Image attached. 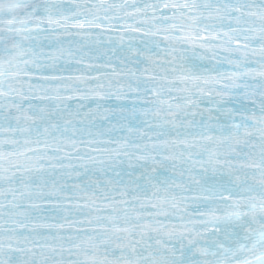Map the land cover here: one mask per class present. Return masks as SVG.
<instances>
[{
    "label": "snow or ice",
    "instance_id": "6c2138e0",
    "mask_svg": "<svg viewBox=\"0 0 264 264\" xmlns=\"http://www.w3.org/2000/svg\"><path fill=\"white\" fill-rule=\"evenodd\" d=\"M0 264H264V0H0Z\"/></svg>",
    "mask_w": 264,
    "mask_h": 264
}]
</instances>
